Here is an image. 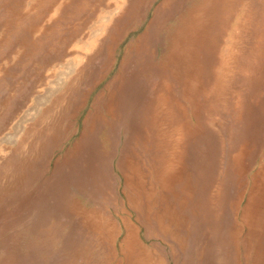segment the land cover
I'll return each instance as SVG.
<instances>
[{
  "label": "rangeland",
  "instance_id": "374dc122",
  "mask_svg": "<svg viewBox=\"0 0 264 264\" xmlns=\"http://www.w3.org/2000/svg\"><path fill=\"white\" fill-rule=\"evenodd\" d=\"M136 259L264 264V0H0V264Z\"/></svg>",
  "mask_w": 264,
  "mask_h": 264
},
{
  "label": "bare ground",
  "instance_id": "6f19581e",
  "mask_svg": "<svg viewBox=\"0 0 264 264\" xmlns=\"http://www.w3.org/2000/svg\"><path fill=\"white\" fill-rule=\"evenodd\" d=\"M104 21H106V20H104ZM104 21H102V22H104ZM104 24V23H103ZM97 27V26H96ZM101 29V28H100ZM101 30H103V29H101ZM96 32V31H95ZM98 34V33H97ZM95 36V35H94ZM181 129V128H180ZM174 136H176V139L174 140V143L173 144H169L170 145V153H169V155H170V157H169V160L167 161L168 162V167L166 168V171H165V173H166V175L167 176H164L163 177V179H167V178H170L171 176H169V175H171L173 172H174V165H176V162H178V161H176V159H175V155H176V149H178L179 148V146H180V142H181V137H182V135L181 134H179V133H177V134H175ZM173 140V139H172ZM173 142V141H172ZM130 231V230H129ZM129 234V233H128ZM126 241V240H125ZM128 243H125L124 245H125V247L126 246H128L127 245ZM149 260V259H148ZM148 263V262H147ZM145 261H139L138 259H136V264H147Z\"/></svg>",
  "mask_w": 264,
  "mask_h": 264
}]
</instances>
